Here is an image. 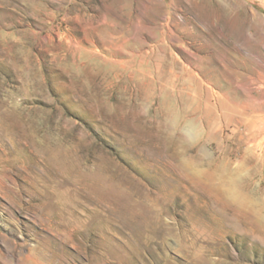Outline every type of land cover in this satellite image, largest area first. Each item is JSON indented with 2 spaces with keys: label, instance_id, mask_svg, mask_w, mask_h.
Returning <instances> with one entry per match:
<instances>
[{
  "label": "rangeland",
  "instance_id": "1",
  "mask_svg": "<svg viewBox=\"0 0 264 264\" xmlns=\"http://www.w3.org/2000/svg\"><path fill=\"white\" fill-rule=\"evenodd\" d=\"M0 264H264V0H0Z\"/></svg>",
  "mask_w": 264,
  "mask_h": 264
}]
</instances>
